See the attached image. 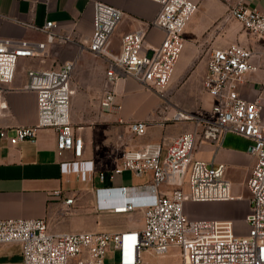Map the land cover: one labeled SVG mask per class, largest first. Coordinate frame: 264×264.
Here are the masks:
<instances>
[{"label":"built area","instance_id":"1","mask_svg":"<svg viewBox=\"0 0 264 264\" xmlns=\"http://www.w3.org/2000/svg\"><path fill=\"white\" fill-rule=\"evenodd\" d=\"M159 4L156 16L146 25L125 32L120 48L111 47L112 35L125 11L114 4L94 1L93 33L87 48L106 60L101 107L119 111L116 83L133 76L141 85L165 96L186 38L183 30L197 11V0H154ZM228 3L227 18H235L262 42L256 49L232 41L213 46L209 51L205 89L214 97L210 109L197 112L177 110L174 119H192L194 126L173 139L163 154L162 141H149L142 147L124 151L121 161L111 170H100L101 180L113 179L125 170L137 175L151 174L149 183L120 185L122 199L102 201L98 188V207L116 212L141 209L144 224L139 228L114 230L53 231L46 217H0V243L18 242L22 246V264H69L77 256V264H105L111 247L119 252L120 264H153L142 253L150 249L165 255L173 248L179 250V264H264V7L255 0H224ZM46 35L45 39L0 36V104L7 84L13 82L21 57L41 55L49 43L77 42L74 35L64 33L61 24L48 20L43 25L22 21ZM153 27L163 30L158 44L149 43L147 35ZM76 59H66L58 66L27 67L26 89L37 96L38 119L31 125H18L14 134L5 128L0 136L12 144L35 138L41 127H53L57 132V149L61 169L77 172L86 179L93 170L82 158L84 138L71 118L75 92L73 73ZM261 69L258 95L248 99L240 92L248 74ZM181 115V116H180ZM126 131L144 135L148 119H125ZM234 132L251 139V151L256 162L247 178L251 192L250 209L245 220L249 230L239 234L233 219L190 218L185 203L192 201L230 200L234 198L232 182L226 176L224 163L195 157L199 142L210 140L220 145L224 136ZM190 168L189 182L185 175ZM188 189H185V185ZM72 203L74 197L65 200Z\"/></svg>","mask_w":264,"mask_h":264},{"label":"crops","instance_id":"2","mask_svg":"<svg viewBox=\"0 0 264 264\" xmlns=\"http://www.w3.org/2000/svg\"><path fill=\"white\" fill-rule=\"evenodd\" d=\"M95 0H0V36H18L34 38L41 37L42 32L25 25L22 21L43 25L48 20H56L61 24L64 33L74 35L77 42L48 44V51L59 44L64 50L53 52L52 55L61 60L76 59V67L92 68V62L87 57L90 51L87 46L93 33ZM121 7L124 17L112 35L111 47L118 51L122 35L146 25L157 14L159 4L154 0H102ZM159 32L154 36V32ZM45 35V34H44ZM164 33L159 27L149 30V43L158 44ZM65 44V45H64ZM262 49L260 41L257 47ZM210 51V50H209ZM209 51L206 61L199 65L194 63V55L188 60L179 59L172 79L167 86L170 94V104L164 105L158 93L152 89L143 88L133 77H124L116 83L117 100L122 107L119 111H110L101 107L103 84L106 72L104 67L93 76L100 79V95L97 104L88 107L85 103L82 109L75 107V95L78 89V76L73 73L75 92L72 98L71 118L74 124L79 117L93 115L97 123L86 124L77 130L84 138L82 158L89 161L92 171L87 172L82 179L77 172L61 169V160L72 156L71 152L60 155L57 149V132L53 127H41L35 138L26 139L12 144L8 138L0 136V217H46L53 231H83V230H114L120 231L143 226L144 220L124 215L126 212H116L108 208L98 207L102 191V201L116 202L122 199L123 193L118 191L120 185H142L149 183L151 174L135 175L132 182H126L124 173L117 174L113 179L101 180L100 170H111L120 161L126 149L142 147L149 141H162L163 150L178 134L191 130L192 120L166 121L165 116L171 107L179 106L186 112H197L200 109H210L214 97L205 89L203 79L207 71ZM94 55H98L93 53ZM90 59H92L90 57ZM28 59H23L13 82L7 84L0 104V130L5 128L9 134H14L18 125H31L37 122L38 106L35 91L26 89L28 81ZM60 64V63H59ZM92 74L89 82L93 81ZM261 69L248 74L247 81L240 87V92L248 99L255 98L259 93ZM93 78V79H92ZM192 81L195 87H187ZM190 86V85H189ZM142 88L149 91V96L136 101L135 91ZM87 99V97L85 98ZM125 119H149L148 131L144 135H133L126 131L124 124L118 121ZM86 121V119L84 120ZM251 139L234 132L227 133L220 145L210 140L199 142L195 149V157L216 164L224 163L226 176L232 182L233 199L214 201H192L185 203V210L190 218L213 219H245L239 207L240 201L249 193V209L251 192L247 186V178L256 162V155L251 151ZM245 184V189L239 191V185ZM188 189V185H185ZM74 197L72 203L65 200ZM136 213L143 214L141 209ZM135 217V218H134ZM174 251V252H173ZM178 252L173 248L165 255H156L150 249L143 251L146 261L149 254L167 258ZM22 246L18 242L0 243V264H22ZM181 260V255L179 261ZM152 263V262H151ZM105 264H120L119 252L111 247L106 253ZM154 264V263H153ZM177 264V263H169Z\"/></svg>","mask_w":264,"mask_h":264},{"label":"rangeland","instance_id":"3","mask_svg":"<svg viewBox=\"0 0 264 264\" xmlns=\"http://www.w3.org/2000/svg\"><path fill=\"white\" fill-rule=\"evenodd\" d=\"M199 2V7L197 11L192 15L190 20L188 21L186 27L183 30V34L186 38L185 46L180 54L179 59L188 60L190 57L194 55V63L199 62V65L206 61L207 52L216 45L226 44L228 42L236 41L240 42L246 46H255L257 47L260 41L257 39V36L253 34L251 31L247 30L242 23L235 18H227L228 13V3L224 0H197ZM264 7V0H255ZM159 32H154V36L156 37ZM46 35L42 34L41 37H36L38 39H45ZM65 45V44H64ZM65 46H61L56 44L50 50L46 49L41 55L35 57H21L19 59L20 62L23 59H28L29 62L26 63V66L36 65L38 67H49V66H58L64 60H61L60 57L52 55V53L61 50V52L65 49ZM86 55L89 61L92 62V68L85 67H76L75 75L78 76V89L75 95V107L77 110L82 109L85 103H89L88 107H92L99 101L100 95V79L98 75L96 78L93 76L92 71L98 72L100 68L104 67L105 57L102 55H94L93 53L87 52ZM56 54V53H55ZM90 57L92 59H90ZM179 61V60H178ZM178 63V62H177ZM92 74L94 78L93 81L89 82V76ZM128 75L127 77H130ZM92 78V79H93ZM122 79V78H121ZM124 79V77H123ZM104 81V79H103ZM139 83V82H138ZM140 84V83H139ZM141 85V84H140ZM190 85V86H189ZM187 84V87H195V84L192 81ZM143 88L149 89L143 85ZM157 92V91H156ZM158 93V92H157ZM166 95L162 96L158 93L159 97L162 100L164 105L170 104L171 97L168 90H165ZM149 96V91L137 88L135 91V99L136 101H141L144 98ZM87 97V99H85ZM177 110H184L179 106L171 107L165 116L166 121H170L174 119V114ZM185 111V110H184ZM86 119V121H84ZM149 120V119H148ZM176 120H191L192 119H176ZM82 121L86 124H94L97 123V118L93 115H88L86 117H80L76 120ZM150 121V120H149ZM81 122V123H82ZM77 123V124H81ZM166 150H163V154H165ZM133 171H126L123 175L126 182H132V178H134ZM136 175V174H135ZM190 176V168L188 169L185 175V183L189 182ZM135 179V178H134ZM130 185V184H129ZM245 184L241 183L239 185V191L244 192ZM242 204L239 209L243 213H247L249 210V193L246 190L245 197L240 201ZM124 215H128L129 217H137V219L144 220V213L140 215L136 213V211L132 210L126 212ZM134 217V218H135ZM235 223V230L239 234H245L249 230V225L247 220L241 219L237 220ZM174 252V251H173ZM149 260L154 264H169V263H177L179 264L180 255L178 252L172 253L167 258H162L159 256H155L154 254H149L147 256ZM77 256H72L69 259V264H77Z\"/></svg>","mask_w":264,"mask_h":264},{"label":"bare ground","instance_id":"4","mask_svg":"<svg viewBox=\"0 0 264 264\" xmlns=\"http://www.w3.org/2000/svg\"><path fill=\"white\" fill-rule=\"evenodd\" d=\"M181 112H183V110H182ZM183 113L185 114V116H184V117L188 116V115L186 114V112H183ZM180 116H181V115H180Z\"/></svg>","mask_w":264,"mask_h":264}]
</instances>
